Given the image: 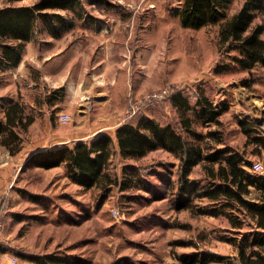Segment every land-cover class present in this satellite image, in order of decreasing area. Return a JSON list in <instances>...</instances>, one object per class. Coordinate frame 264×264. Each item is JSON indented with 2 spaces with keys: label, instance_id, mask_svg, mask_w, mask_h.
Wrapping results in <instances>:
<instances>
[{
  "label": "rangeland",
  "instance_id": "374dc122",
  "mask_svg": "<svg viewBox=\"0 0 264 264\" xmlns=\"http://www.w3.org/2000/svg\"><path fill=\"white\" fill-rule=\"evenodd\" d=\"M245 1L229 0L225 19L200 28L182 25L172 11L176 0H105L100 6L79 0L48 9L69 24L54 19L58 34L36 21L21 60L0 70V117L14 101L24 117H32L19 130L18 148L0 140V264H35L22 255L52 252L68 255L73 264H184L179 256L196 251L237 255L234 240L252 231L249 220L235 227V210L209 214L214 204L196 194L178 207L180 164L168 150L151 149L136 159L114 154L104 169L110 181L92 187L73 181L65 164L44 168L28 160L36 150L58 146L53 143L64 135H76L83 121L96 126L100 114L113 123L153 117L193 141L172 104L177 90L190 104L203 91L215 105H226L219 123H205L193 109L186 112L204 152L228 144L245 151L251 165L262 160L252 151L255 144L246 143L239 120L264 132V67L247 69L233 61L230 54L238 50L226 51L219 35L221 23ZM6 3L0 0V6ZM262 22L264 13L256 14L248 30ZM164 88L168 95L147 98ZM63 112L70 117L66 121L59 119ZM126 163L141 166L140 180L127 177ZM251 165L243 168L260 174ZM188 177L200 186L211 180L203 162Z\"/></svg>",
  "mask_w": 264,
  "mask_h": 264
},
{
  "label": "trees",
  "instance_id": "16d2710c",
  "mask_svg": "<svg viewBox=\"0 0 264 264\" xmlns=\"http://www.w3.org/2000/svg\"><path fill=\"white\" fill-rule=\"evenodd\" d=\"M6 1V4L0 6V70L16 66L21 60L22 46L32 39L38 19L47 23L55 34H58L59 27L54 23V19L66 27L69 25L63 22L61 15L49 12L48 9L72 7L79 0H38L31 6L12 4L16 0ZM104 1L92 0L98 6ZM176 1L179 6L172 11L178 15L182 25L188 28H200L205 24L225 19L229 5V0ZM263 13L264 0H247L239 10L221 23L219 29L221 45L226 51L234 48L238 50L237 53L230 54V57L243 68L264 67L262 38L264 23L248 30L255 15ZM172 104L180 111L183 129L189 135H194L195 140L189 141L172 123L162 124L153 117L141 116L135 124L125 122L115 130L120 156L136 159L156 148L172 152L180 164L175 192L178 207L186 205L196 194L210 199L214 204L207 213L224 214L225 208L229 207L237 213L231 218L233 226L239 228L248 219L246 223L252 228V231L244 233L239 243L234 240L238 249L236 256L196 251L182 253L179 260L184 264H206L211 260L221 264H264V175L248 173L243 164L249 166L251 162L246 158L245 151L228 144L204 152L202 145L196 140L201 138V135L191 128V120L186 115L187 111L193 109L196 116L205 123H219L218 117L226 105H215L203 91L190 104L189 98L179 90L173 94ZM4 111V116L0 117L1 143L4 146L15 145L18 148L21 141L19 130L25 129L27 124L32 122V117L23 116V107L17 101L8 103ZM239 122L242 131L248 137L246 143L255 144L252 151L261 155L264 162V132L251 122L241 119ZM209 134L216 135V131H209ZM114 154H116L114 138L108 133H98L91 140H78L36 150L28 162L31 166L44 168L65 164L73 181L85 187H92L110 181L104 169ZM199 162L205 163L206 172L210 176L211 180L207 186H200L197 181H192L188 177L194 165ZM124 168L128 178L140 180L142 175L140 165L126 163ZM171 184L174 186L173 182H170ZM252 193H256L255 196L247 197ZM200 211L203 210L200 208ZM22 256L35 264H73L68 255L53 252Z\"/></svg>",
  "mask_w": 264,
  "mask_h": 264
},
{
  "label": "crops",
  "instance_id": "0c3cea01",
  "mask_svg": "<svg viewBox=\"0 0 264 264\" xmlns=\"http://www.w3.org/2000/svg\"><path fill=\"white\" fill-rule=\"evenodd\" d=\"M94 125L96 126H91L93 123H87V121H83L81 124L82 126L80 127V130H78V133L74 136H69V135H64L61 139L58 141L54 142L53 144H68L71 142H76L78 140H91L96 134L98 133H108L111 137L114 138V150L117 151L116 155L117 157H120V152L118 151V145L115 137V130L121 126L124 122H112L111 120L109 121V116L108 114L106 115H98L96 116ZM95 127L94 130L92 128ZM92 130V131H91ZM52 144V145H53ZM40 148H45V147H40ZM264 175V173H263Z\"/></svg>",
  "mask_w": 264,
  "mask_h": 264
},
{
  "label": "built area",
  "instance_id": "2783aa9c",
  "mask_svg": "<svg viewBox=\"0 0 264 264\" xmlns=\"http://www.w3.org/2000/svg\"><path fill=\"white\" fill-rule=\"evenodd\" d=\"M170 93V90L168 88H164L163 90H161L160 92L157 93H150L149 96H147V98H161L163 97V95H168ZM70 117L67 113L63 112V113H59V119L60 120H68ZM251 169H253L254 171L263 174L264 173V162L262 160H253L252 161V165H251ZM216 264H221L219 262H217Z\"/></svg>",
  "mask_w": 264,
  "mask_h": 264
}]
</instances>
